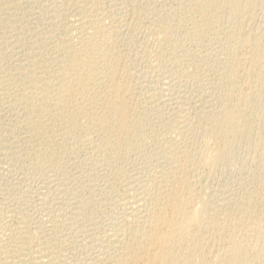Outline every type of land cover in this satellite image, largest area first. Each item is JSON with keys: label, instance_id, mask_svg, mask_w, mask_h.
<instances>
[{"label": "bare ground", "instance_id": "6f19581e", "mask_svg": "<svg viewBox=\"0 0 264 264\" xmlns=\"http://www.w3.org/2000/svg\"><path fill=\"white\" fill-rule=\"evenodd\" d=\"M15 1L16 0H4V2H2V3L5 4V2H6L7 5L5 6V8L3 7L4 9H1V6H0V36H1V38H0V92L3 90V87H5V85H8L10 82L9 86L11 89L9 90V92H7L8 96H5V97L8 98L7 100L10 102V106H14L15 107L14 110L17 111L15 113V115L12 113L13 114L12 115L13 118L11 117L12 121L10 120V118L8 119L11 121L9 123V127L11 129L6 128L10 132V135L8 134L9 135L8 136L6 134L7 137L5 138V139L8 138V143L7 144L5 143L6 145L4 144L5 148L2 147L3 146V143L1 141L2 138H0V141H1L0 143H2V144H0L1 145L0 148L1 149L4 148L3 150H1V149L0 150L2 152L9 151V150H13V151L19 150L17 152V153H19L20 149L22 148L20 146L21 141L24 140L26 145H24V143H23V145L26 146L25 147L26 150H23L24 147L22 148L21 152L24 151L23 152L24 154L22 153L23 158L20 156V159L21 158L26 159V156H27L28 160H30L31 162L32 161L34 162V164H32V165L36 166L33 170L37 171L36 170V168H37L38 171L41 170L43 172L42 174H44L45 171L47 172V170L50 171L52 169V171H53L55 169V167L59 168L61 166H65V165L61 164L63 162H60V160L63 159V156L67 152L66 149L64 148L65 147L64 145L67 141L71 142L72 140L73 141L78 140L77 143H79V141H80L81 144L83 143V144L87 145L88 143H90L89 146L92 144L90 146V149L87 145L89 152L91 150L96 151L95 154L97 156H99L102 161H104L102 163V165L104 164V166H105V163H106V165H107L106 167H109L115 176L118 175L119 178H121L120 176L123 175V173H122V168L118 166V159L124 153L129 152L131 150V148L133 150V147H135L136 145L130 146L132 143H134L136 140L138 142L139 139L142 137H144V139H145V137H146L145 134H149V133H146L147 130L145 131V128H147L146 125L149 123V122H147V124L145 123V121H146V119H145L146 115H144L145 110L143 111L141 109L142 108V106H141L142 103H140L141 100L139 99L137 101L138 96H137V94H135V88L136 87L134 88V86H133V83H135V82L131 83L132 81H130L129 80L130 78H128V77H131V75H132L131 74L129 76V73L133 72V71L131 72L129 70V68H130L129 66H131V64L128 66V63L126 62L128 60L125 58V55L123 53L124 51L122 52L121 49L119 47H117V45L120 46V44H118V43L116 44V42H119V41L114 40L115 38L113 39V36L115 34H118L116 32H120L118 30L119 28H117L118 27L117 25H122V24L121 23L116 24L115 19H114L115 22L113 21V16H116V15H112V20L109 19V15L106 14V12L109 8L107 7L106 11L104 10L105 8H102V5L104 3L101 4V1H103V0H86V1H83V0L82 1L81 0H79V1L78 0H55V2L58 3L57 8H59V9L52 12L53 14H52V16H50V17H52L54 22H52L53 20L52 21L50 20L52 22V24H50V23L46 24L45 23L46 26H44L42 22H38L39 23L38 25H40L42 23V25L44 26L42 28V30H43L42 33L38 34L39 31L37 33L35 31L36 34L33 32L35 35L32 34L33 36H31L29 38V37H27V35L29 33V30H31V28H33V26L31 25V28L30 29L28 28V33H27L26 37H24L25 34L23 32H25V31L27 32V27L25 26V28H26L25 31H23L24 29H21V27H23V25H25L26 23L23 24L21 27H19V30L20 31L22 30L23 32H20L17 28V25L20 26L21 25L20 23H22L21 21H23L24 19L23 20L20 19L21 21L17 20L18 22H20V23H18L16 21V16H14V14H17V13H14L12 15H10V14L7 15L10 10L16 9V8L18 9V6H19L18 4L22 3V1L19 3L20 0H18V1H16L18 4H16ZM35 1L39 2V0H35ZM115 1L116 0H113L114 3H115ZM119 1L120 0H118V2ZM184 1L185 0H183V2ZM253 1L254 0H191V2L189 1V3H190L189 7L188 8L186 7L187 8V10L185 12L186 16H184L185 14H183V17H182V19L184 17H186V19H187L186 22H188V24L190 25V27H189L190 30L187 29V30H189L190 39H197V38H201L200 36H202L204 33L206 34L208 32V30L210 31L213 27L216 26L218 15L221 13L220 11H222L223 9H227L232 14L231 15L232 20L230 19L231 23L228 26L229 29H231V31L228 29L230 31L229 32L230 34L228 35V37L229 36L232 37V43H230L231 44L230 46L232 48L230 47L231 49L228 50L227 57L225 56L226 57L225 63H221V64L225 65L224 67L222 66L223 69L221 70V77H219L220 79L222 78L221 79L222 81L221 82L219 81L222 85L219 86L216 82V84L220 87L219 88V92H220L219 95L220 96L217 95V96H219V100H220V102L217 101V102H219L218 103L219 107H218V109L216 108V111H214V110H213L214 112L211 111L212 113H209V110H208L209 114L206 112V110L203 109L205 112L203 114L201 113L203 116L201 115V118L198 119V120L201 119L200 120L201 123L199 122L200 124L195 120L196 123H198L202 127V131L199 132L200 135L198 134L199 136L194 135V129H192V131L190 129H188V130H190L192 132L191 135H192V137H194L192 140H194L197 144L201 140L204 144L203 139L204 138L206 139L205 142H207V145H204V146H206L204 148L205 152L202 150V153H204L203 154L204 156H202V154H200L198 160L195 156L194 157L196 158L195 160L198 161L197 163L199 165L204 163V162L207 165V161H208V163L210 162L211 165L209 163L208 165H210V166L207 165L208 168H210L211 166L212 167H216L218 165L220 166L221 164L225 163L228 160V158L230 157L231 151L233 150L232 149L233 145L237 144V143L248 144L247 146L250 147L249 148L250 151L253 152V154L255 156L259 151H261L262 154L260 153L261 155H257V158H256V160L257 159L260 160V166L259 167L262 166L260 168L261 170L257 167L259 170H256V172L253 170L255 173L252 172V173H254L252 175V178L249 177L251 179L250 183L247 180L248 183L250 184V185H248L249 189L251 186L250 191L249 192L245 191L247 193L242 198V200L240 199L241 201H239V202L237 201L236 203L233 204L232 207L228 208L227 210H224L225 212L222 211L221 207H219V209H217L218 204H217V208H215L216 205L214 207H212V203L207 201L202 196L201 191H203V190L199 191V189L202 187L200 182H198V185L200 184V188L197 189L196 186H198V185L195 183L196 180L194 181V179H196L195 176H197V175H195L193 177V173L191 172V169H192V171L194 170L192 167V165H193L192 163L195 161L194 157L192 155H194L196 151L193 154L192 153L193 151L189 150V149H191L189 146H188L189 148L187 146L181 147L182 150L179 148L180 150L177 151L178 146L175 145L176 143L173 142L174 144L173 143L171 144V143H169L170 141H168L169 145L167 146V148L170 145L171 146L175 145L177 147V148H175L176 150L175 149L173 150L170 147L171 152H170V150L167 151V153L170 152L169 156L172 155L175 159L172 157V159H174L173 161H172V159L168 160L170 157L165 155L168 158L167 161H170L169 162L170 164L173 162V164L171 166L169 164L168 165L169 167H167L168 169L166 171H164L161 175L158 176L156 174L155 176H158V177H155V179L152 178L153 179L152 182L148 181L150 183V184L148 183L149 186L147 185L148 186V192H147V189L145 190L147 193V195H146L147 198L145 196V199H144L143 198L144 196L140 194L141 196H143L142 201H144V202H143V204H141L140 200H139V206H137L139 209L136 208L138 214L133 216L134 219H137V221H136L137 224L135 226L134 225H131V226L121 225L119 228L116 227L118 229H115V231L112 230V233H110V234L107 233V236H110V237L106 236L107 239L109 238L108 240L105 239L108 241L107 244L105 245V242H102V244L100 243V245H97V246L95 245L96 249L99 246V250H97V251H99V253L101 252V254L98 256V258L96 257L97 259L92 260L91 258L88 257L91 254L89 255L88 252H86L88 254V255L86 254L87 257L89 259H91V261L89 262V260H88V262H87L85 260L87 263L81 262V264H264V131H263L264 129L260 128L261 124L264 123L263 122V120H264V35L262 34L263 35L262 36L260 33H259V35H261V36L254 34L255 30H252L251 32H249L250 30L248 29L249 30L248 31L245 28L246 20L244 18H242L239 14H237L238 12H241V13L245 12V10L248 8V6L250 7L253 4ZM23 2H25V1L23 0ZM41 2H42V0L37 4L39 5V4H41ZM50 2H51V4L53 3V6H57V4L54 5L55 4L54 1L53 2L50 1ZM151 2H152V0H151ZM2 3H0V5ZM30 3L33 5L32 2H30ZM45 3H47V1ZM48 3H49V1H48ZM48 3H47V5H48ZM260 3H262V0ZM4 4L2 6H4ZM43 5H45V4L43 3ZM43 5H41V6H43ZM119 5L121 6V4H118V6ZM185 5H187V3ZM185 5H181V7L185 6ZM45 6H43L42 8L44 9ZM53 6L50 5V7H53ZM29 7H31V5ZM34 7L36 8L37 6L35 5ZM260 7H261V5H260ZM53 8H55V7H53ZM112 8H114V7L111 6L110 9L112 10ZM25 9H28V6L25 7ZM32 9L33 8H31L30 10H32ZM39 9H41L40 5H39ZM43 9H41V10L43 11ZM46 9L48 10L49 8H45V10ZM116 9H119V8L115 7V9L113 11H115ZM21 10H22V4H21ZM53 10H51V11H53ZM120 10H122V9H119L116 11L118 12ZM24 11H26V10H23V12ZM168 11H169V9H168ZM184 11H185V8H184ZM12 12H19V11L17 10V11H12ZM28 12H27V14H25L26 13L25 12L23 15L27 16L31 12L34 15L35 14L38 15V13H34L33 11H31L30 13H28ZM21 13H22V11H21ZM44 13H46V12H44ZM110 13H111V11H110ZM124 13L118 14L117 16H119V15L123 16ZM145 13H147V12H145ZM39 14H41V13L39 12ZM115 14H117V13L115 12ZM23 15L21 14L22 17H23ZM45 15L47 16V13ZM45 15H44V17H45ZM7 16H9V17H7ZM21 16H20V18H21ZM60 16H62V18L65 17V18H63V19H65L63 21H66L65 22L66 25H62V26L60 25L59 26V24H63L64 22L63 23L58 22L59 23L58 26H57V24H55L58 21V19L60 18ZM34 17L36 18V15ZM38 17H40V16H38ZM41 17H43V15ZM41 17L38 19H33V20H35V24L37 21H39L41 19ZM121 17H120V19H121ZM167 17L169 19V15H167ZM162 18H164V17L162 16ZM171 18H173V17H171ZM17 19H18V17H17ZM118 19L119 18L117 17V20ZM122 19H124V18L122 17ZM140 19H141V17H140ZM157 19L159 20V18H157ZM160 19H161V17H160ZM30 20H31V17H30ZM42 20H43V18H42ZM156 20H154V21L156 23H158V21H156ZM47 21H48V19H47ZM159 21L161 23L163 20L162 21L159 20ZM164 21H166V20H164ZM164 21L162 22L161 25L159 23V25L157 24V26H156L158 28L157 29L158 32L161 35L160 37L164 36V37H162L163 40L161 38V41L166 40V38H165L167 36L166 34H169V33H167V32H170V30L168 31V29L172 25V24H168V21L167 22H164ZM31 23H34V22H31ZM117 23H118V21H117ZM38 25H37V27H38ZM257 25H259V24H257ZM56 26H57V28H56ZM263 26H264V24H263ZM186 27H187V25H186ZM53 28H56L58 33L52 34L51 32L53 31L52 30ZM153 28H154V26H153ZM247 28H249V27L247 26ZM16 29L19 33L17 35V38L13 39L12 37H15V36L12 35V37H11L9 35L8 31L12 32ZM250 29H252V28H250ZM33 30H36V29H32V31ZM116 30H118V31H116ZM154 30H155V28H154ZM157 30L155 33L153 31V34H156ZM259 32H260V30H259ZM53 33H55V32H53ZM262 33H264V32H262ZM51 34L53 36H50ZM156 35H158V33ZM156 35H155V37H156ZM118 36H120V34ZM169 37H170V35H169ZM153 38H154V36H153ZM158 39H160V38H158ZM168 39L172 40V38H168ZM168 42L171 43V41H169V40H168ZM158 45H159V43H158ZM162 45L160 43V46L163 49ZM173 48H175V46ZM173 48H171L170 50L173 51L172 50ZM158 49H160L159 46H158L157 50ZM175 49L177 50L178 48H175ZM227 49H229L228 46H227ZM176 50H174V51H176ZM9 51H10V53H12L11 51H16V54H14V55H16L18 57V59H17V62H18L17 67L18 68L14 73L13 69H15V68H13V67L17 63L11 64L12 61H10V60L12 58H10V60H8L9 59L8 58L7 61H10L11 66L14 65L12 67L13 68L12 72L14 74L12 76H6L5 77L4 76L5 70L3 69V65L5 62L3 63L4 59H3L2 55L4 56V53L7 54V53H9ZM161 51H160V53H161ZM171 51H170V53H171ZM224 51H227L226 48L224 49ZM177 52H179V51H177ZM13 53H15V52H13ZM166 53L169 54V52H166ZM225 53L223 52L222 54L225 55ZM162 55H160V56L162 57ZM169 55L171 56V54H169ZM172 55L179 56L175 52H172ZM126 56H127V54H126ZM5 57H8V56L5 55ZM128 59H129V57H128ZM187 59L188 58H185L186 62H188ZM128 62L130 63V61H128ZM151 63H152V61H151ZM181 63H183V62H181ZM221 64H219V65H221ZM11 66H9V67H11ZM130 69H132V68H130ZM218 70H220V69H218ZM185 72H186V70H185ZM7 77L8 78L11 77V79H10L11 81L7 80ZM174 77H176V76H174ZM156 79H155V81H156ZM136 83H135V86H137ZM155 84H157V83L155 82ZM152 87H153V84H152ZM6 89L7 88H5V92H3L4 94L7 91ZM8 89H9V87H8ZM156 91H158V90H156ZM197 91H198V89H197ZM1 94L2 93H0V96H1ZM4 94H3V96H4ZM160 94H161V92H160ZM208 94H206V95H208ZM140 95H139V98H140ZM147 95H150V94H147ZM206 95H204V97ZM215 95H216V93H215ZM211 96H213V95H211ZM165 97H167V96H165ZM1 98H3V97H1ZM138 102L140 104H138ZM6 105H8V104H6ZM144 105H145V103H144ZM203 105H205V104H203ZM6 109L8 110V107ZM203 110H200V111L203 112ZM1 112H3V111L1 110ZM157 113H159V112H157ZM205 113H207V114H205ZM7 114H8V111H7ZM0 116H1L0 117V123H2V121H3L2 118H6V116L3 117V113H1ZM10 116H11V113H10L9 117ZM152 118H154V117H152ZM177 119H179V118H177ZM181 120L182 119H180V121ZM147 121H149V120H147ZM171 122H173L172 124H175V125L174 126L171 125L169 127L173 126L172 128H174L177 125V123L175 122V120L171 121ZM180 123L181 122L178 123L179 127L183 124V121H182L181 125H179ZM185 123H187V122H185ZM196 123H195V125H197ZM192 124H193V122H192ZM184 125H182V127H184ZM263 125L264 124H262V126ZM147 126H149V124ZM187 126L185 128H187ZM190 126H191V123H190L189 127ZM200 126H199V128L201 129ZM192 127L196 128V126L195 127L192 126ZM192 127H190V128H192ZM3 128H5V127H3ZM176 128H175V130H176ZM178 128H177V130H178ZM180 129L182 131V128H180ZM22 130H23V133L21 132ZM172 130H174V129H172ZM175 130H174V132L177 133L176 132L177 130L176 131ZM196 130H198V129H196ZM1 131H0V133H1ZM149 131H152L151 133H154L153 130H151V127H150ZM20 132L24 135V137L21 136L22 134ZM178 132H180V131H178ZM182 132H180L179 134L177 133L176 136L177 135L179 136ZM185 132H183V133H185ZM2 133H3V131H2ZM196 133H197V131L195 132V134ZM252 133L255 135V139H253L254 136H253V138H251L250 135ZM182 135L184 136V134H181V136ZM181 136H179V137H181ZM185 136H186V134H185ZM185 136H184V138L182 137L183 140H185ZM250 138L253 140H251ZM64 139H66V140L68 139V140L63 142ZM189 140L192 141L191 137L188 139V141ZM145 141H146V139H145ZM176 141H177V139H176ZM6 142H7V140H6ZM62 142L64 143V145L62 144L64 147L61 145ZM178 142H179V140H178ZM195 142H193V143H195ZM196 143H195V146H196ZM67 144L69 145V142ZM166 145H164V146H166ZM177 145H178V143H177ZM192 145H194V144H191V147H192ZM59 146L61 147V150H62V148L65 149V151H64L65 153L62 154L61 151L60 152L58 151V149H60ZM78 146L80 147V145H78ZM82 146L85 147V145H82ZM180 146L181 145H179V147ZM201 146L202 145H200L199 147H201ZM84 147H82V148H84ZM173 147L174 146H172V148ZM199 147H196L195 149L197 150V148H199ZM202 148H203V146H202ZM88 149H86V150H88ZM166 149H164V150H166ZM63 150H62V152H63ZM198 150H200V149H198ZM1 151H0V153H2ZM68 151L70 152V150H68ZM9 152H6V153H9ZM91 152H90V154H91ZM12 153L14 154V152H12ZM95 154H94V156H95ZM196 154H198V151L196 152ZM250 154L251 153H249V155ZM2 155L4 156V153L0 154V156H2ZM9 155L10 154H8V155L5 154V156L6 157L8 156V158H14L17 154L15 153V156L10 155L11 157H9ZM91 155H93V154H91ZM17 157L18 156H16V158ZM156 157H158V156H156ZM8 158H6V161L12 160V159H8ZM161 158H163V157H161ZM97 159H99V158H97ZM101 160L99 159V161L98 160L93 161V159H92L91 164L92 163L94 165H96L98 163L101 164ZM163 160H165V159H163ZM6 161H4V162H6ZM16 161H17V159H16ZM18 161H20V160H18ZM26 161L27 160H25V162ZM116 161H117V163H116ZM17 162L15 164H18ZM21 162H22L21 164L23 165V160H21ZM59 162L61 165L59 164ZM7 163H5V164H7ZM2 164H4V163H2ZM27 164H26V168L28 167ZM57 164H59L60 166L57 167ZM64 164H66V163L64 162ZM12 165H13V163H12ZM67 165H69V164H67ZM195 165H193V166H195ZM206 165L204 166L205 168L207 167ZM23 166L25 167V165H23ZM23 166H22V168H23ZM66 166H65V168L63 167L64 170L67 168ZM98 166H100V165L98 164ZM98 166H97V168H98ZM101 166H100V168L102 169ZM195 167L197 168V166H195ZM200 167H202V166H200ZM200 167L197 168V170L199 169V171H201ZM2 168H4V167H2ZM6 168L8 170L9 167H6ZM22 168L17 167V169H21V172L24 169V168L23 169ZM63 168L61 167L60 169L62 170ZM165 168H166V166H165ZM165 168H163V169H165ZM68 169L70 170V166L68 167ZM64 170H62V175L64 174L63 173ZM10 171H12V169L11 170L9 169L8 172H10ZM17 171L19 172V170H17ZM108 171H109V169H108ZM8 172H7V175H8ZM30 172L33 173V171H30ZM56 172H57V170H56ZM48 173H47V175H48ZM65 173H66V171H65ZM67 173H69V172H67ZM67 173H66V175H67ZM106 173H105V176H106ZM198 173H200V172H198ZM16 174L17 173H15V175ZM21 174H22V178H23V174L25 177V172L21 173ZM28 174H30V173H28ZM32 175L33 174H31L30 176L32 177ZM70 175H72L71 172H70ZM29 177H28V179H29ZM112 177H113V175H112ZM197 177L199 179V174ZM119 178L117 177V180H116L113 177L112 180H113V182H116V181H118ZM123 178L131 180L130 176H127V175H125V177H123ZM1 179H0V182H1ZM25 179H27V178H25ZM25 179H23V181ZM74 179H76V178H74ZM13 180H14V178H13ZM89 180L92 181L91 177H90V179H88V181ZM120 180H122V178ZM123 180H122V182H123ZM20 181L22 182V180H19V182ZM93 181H94V179H93ZM207 181H208V179H207ZM52 182H53V179H52ZM52 182H50V184ZM86 182H87V180H86ZM107 182H108V180H107ZM9 183L11 184V182H9ZM109 183H111V182H109ZM119 183H120V181H119ZM44 184H45L44 186L46 187V183H44ZM128 184L131 185V183H128ZM20 185H21V183H20ZM20 185H17V186H20ZM56 185L59 186V184H56ZM107 185H109V184H107ZM126 185H127V183H126ZM28 186H29V183H28ZM65 186H67V185L65 184ZM87 186H89V185H87ZM9 187H10V185H9ZM35 187H36V185H35ZM90 187H91V184H90ZM92 187H94V186H92ZM49 188H51V187H49ZM49 188H48V191H49V194L51 195V193H50L51 189H49ZM128 188H129V186H128ZM131 188H133V187H131ZM144 188H145V186H144ZM56 189L55 188L53 189L55 191V193H52V194H56L59 192L58 190H60V189H58L57 192H56ZM17 190H18V188H17ZM45 190H43V191H45ZM66 190L67 189H65V191ZM70 190H72V188ZM111 190H112V188H111ZM133 190H132V192H134ZM115 191H117V190H115ZM22 192H24V191H22ZM123 192H125V189L123 190ZM126 192H128V190ZM42 193H47V192H42ZM71 193L69 192V196ZM24 194H27V193H24ZM49 194H48V196H49ZM65 194L67 195L68 193L66 192ZM103 194H105V193H103ZM40 195H42V194H40ZM44 195L46 196L47 194H44ZM72 195H73V193H72ZM74 195H76L75 192H74ZM17 196H18V194H17ZM49 198H50V196H49ZM129 198H130V196H129ZM31 199H33V198H31ZM126 199L128 200V198H126ZM131 199H132V197H131ZM8 200H10V199H8ZM222 200H225V198ZM233 200L234 199H232L231 201H233ZM2 201L4 202V200H2ZM16 201H18V200H16ZM41 201H42V199H41ZM26 202H27V200H26ZM43 202H41V203H43ZM45 202H46V200H45ZM78 203L80 204V201ZM81 203H82V204H80L81 207H79L80 209L78 208L79 209L78 214L80 217L81 216H82V218L84 217L83 218L84 222L82 221V224L83 223L84 224L82 226H81V222H79V220L81 218L79 216H77L78 214L76 213L77 214L76 216L78 218H80L77 222L78 224L80 223V226L82 228L81 229L79 226V228L81 229L80 231L86 230L85 226H87V224L89 222L92 223L94 221L91 216H90V218H91L90 219L84 215L86 213L83 212L84 206H83V202H81ZM231 203H233V202H231ZM1 204H3V203H1ZM71 204H72V206L75 205L74 202ZM7 205L9 206V204H7ZM67 205H68V203H67ZM8 206L5 207L6 209H3V208L2 209L6 211ZM31 206H32V204H31ZM69 206H71V205H69ZM69 206H68V208H69ZM72 206H71V208H72ZM77 206L78 205L74 206V208H77ZM118 206H119V204H118ZM74 208H72V209L74 210ZM25 210H27V209H25ZM59 210H60V208H59ZM133 210L135 211L134 207H133ZM133 210H132V212H133ZM220 210L222 212H220ZM86 212H88V211H86ZM59 213H60V211H59ZM134 213L135 212H133V214ZM25 214H27V213H25ZM56 215L58 216V214H56ZM136 216H137V218H135ZM24 217H26V216H24ZM28 217L30 218V216H28ZM28 217H26V218H28ZM77 217L75 219H77ZM11 219H12V217H11ZM35 219H37V218H35ZM24 220H23V222H24ZM45 221H47V220H45ZM108 221H109V219H108ZM26 222L27 223H25V222L23 224L21 223L22 225L19 223L20 226L18 228H15L13 230H10V232H8L9 234H7L6 239H4V240L1 239V241H0V264H30L29 263L31 260L30 258L34 254L33 252H32L33 254L31 253L30 247H33V245L35 246L36 245L35 243L38 244V247L40 246L39 248H41L42 254H45V255H43V257H41L43 260L38 259L40 261H36L37 258L35 257L36 259H34V260L37 262L36 264H53V260H54L53 253H54V257L57 256V257H55L57 259H59L58 256H60V255L62 256V254H60V253H62L61 250L63 249V248L61 249V246L66 241L65 239H63L65 237L62 235L63 238L62 237H60V238H62L63 240L58 238V240L55 243L50 244L49 239H51V235H48V234L45 235L44 233L46 231L51 230V229L48 230L47 228H44L45 227L44 226L43 227L44 230L43 229L42 230L45 232H43L42 230H39V231H37L38 234H37V232L35 234H33V233H31V231L29 229V228H31V230H32V226L28 227V225H30V224H28V221H26ZM32 222H33V220H32ZM2 224H4V223H2ZM9 224H8V227H9ZM33 224H35V223H33ZM43 224L46 225V223H43ZM56 224H58L60 226V224L58 222ZM51 225L52 224H50V226ZM53 225H55V224H53ZM72 225L71 226L74 227L77 224L74 223ZM34 226L36 227V225H34ZM88 226H90V225H88ZM111 226H113V225H111ZM38 227H40L39 229H41V225H39ZM63 227L60 229L62 230ZM72 227L71 228L67 227V228L73 230ZM91 227H92V225H91ZM45 229H47V230H45ZM36 230H37V228H36ZM77 230H75V231H77ZM53 231H51V232H53ZM54 232L56 233V231H54ZM93 232H94V230H93ZM93 232L91 230V235L90 234H88V235L92 236ZM48 233H50V232H48ZM53 233H52V236L55 235V233L54 234ZM86 233H88V232H86ZM59 234H56V235H59ZM97 234H98V232H97ZM84 235H86V234H84ZM100 235H102V234H100ZM5 236H3V237H5ZM84 237L86 238L88 236L86 235ZM106 237H104V238H106ZM91 238H94V237H91ZM96 239H97V236H96ZM96 239L94 238L93 240H96ZM53 240H55V239H53ZM51 241H52V239H51ZM91 241H92V239H91ZM99 242L100 241H98V243ZM42 244L45 247H43ZM64 245H65V243H64ZM48 248L49 249L50 248L55 249V252L50 253ZM39 251H40V249L37 252H39ZM52 251H54V250H52ZM37 254H41V253H37ZM93 257H95L94 254H93L92 258ZM38 258H40V257H38ZM52 258H53V260H52ZM31 261H33V260H31ZM55 261L57 262L58 260H55ZM59 261H62V260H59ZM56 262H54V263H56Z\"/></svg>", "mask_w": 264, "mask_h": 264}, {"label": "rangeland", "instance_id": "374dc122", "mask_svg": "<svg viewBox=\"0 0 264 264\" xmlns=\"http://www.w3.org/2000/svg\"><path fill=\"white\" fill-rule=\"evenodd\" d=\"M16 1H18V0H16ZM15 1V3L16 4H18L17 2ZM22 1V3H20ZM25 2H23V0H20L19 1V3L20 4H18L19 6H18V9L16 8V9H12V10H10L9 11V13L7 14V15H12V14H14V13H17V14H14V16H16V21L17 20H19V21H21V20H23V21H21L22 23H20V22H18V23H20L21 25L20 26H18L17 25V28H18V30H19V27H21L23 24H25V25H23V27H21V29H24L23 31H25V26L27 27V32L25 31V32H23L22 30L20 31V32H23L25 35H24V37H26V35H27V33H28V28L30 29L31 28V25L33 26V28H31V30H29V33H28V35H27V37H31V36H33L32 34H34L35 33V31H36V33L38 32V34H41L42 33V28L44 27V26H46V24H52V22H54V20L52 19V17H50V16H52V12H54L55 10H57V9H59V8H57L58 7V3L57 2H55V0H42V2H41V4H39L40 5V8L41 9H43L42 7L43 6H45L44 7V9H43V11L41 10V9H39V5L37 4V3H39L41 0H39V2L37 1H35V0H24ZM29 1V2H28ZM34 1V2H33ZM47 1V3H48V1H49V3H48V5H47V3H45ZM50 1H54V5H56L57 4V6H53V3L51 4V2ZM79 1V0H78ZM82 1V0H81ZM83 1H86V0H83ZM104 1V0H103ZM103 1H101V4H103L102 5V8H105L104 10L106 11L107 10V7L110 9L111 8V6L112 7H114V8H112V10L110 9H108L107 10V12H106V14H108L109 15V19L110 20H112V15H116V16H113V21L115 22V20H116V24H122V25H117L118 27L117 28H119L118 30L121 32H116V33H118V34H115L114 36H113V39L114 40H116V41H119V42H116V44L118 43V44H120V46L119 45H117V47H119L120 49H121V51L124 53V55H125V58L128 60V61H130V63L128 62V61H126L127 63H128V66L131 64V66H129L130 68H132V69H130L129 68V70L132 72V73H129V76L131 75V77H128V78H130L129 80L130 81H132L131 83H133V82H137L136 84H137V86L139 87H137V86H135V83H133V86H134V88H135V94H137V96H138V98H137V101L140 99L141 101H140V103H142V110L144 111V115H146L145 116V119H146V121H145V123L147 124V122H149L148 124H149V126H147L146 124V127L147 128H145V131H146V133H149V134H145L146 135V137L148 138H146L145 137V139H146V141H145V139H144V137H142V138H140L139 139V141L137 142V140L134 142V143H132L130 146H135V147H133V150H132V148H131V150L129 151V152H127V153H124L119 159H118V166L119 167H121L122 168V173H123V175H121L120 177L122 178V180L124 179L123 177H125V175H127V176H130V178H131V180L129 181L128 179H124L123 180V182H122V180H120L121 178H119V176L117 175V176H115L114 175V173L110 170V168L109 167H106L107 165H106V163H105V166H104V164L102 165V163L104 162V161H102L101 160V158L99 157V156H97L96 154H95V152L96 151H90L91 152V154H93V155H91L90 154V152H89V149H90V146L92 145H90L89 146V144L90 143H88L87 145H88V147H89V149H88V147H87V145L86 144H81L80 143V141H79V143H77L78 142V140H72L71 142L70 141H67L66 139H64L63 140V142L64 141H67L66 143H65V145H64V143L62 142L61 143V145L66 149V153L64 152L65 151V149L64 148H62V150H63V152H62V150H61V147L59 146V148L60 149H58V151L60 152L61 151V153L63 154V153H65V157L63 156V161L62 160H60V162H63V163H61L62 165H67V164H69V165H67L66 167V169L64 170V168H65V166H61L63 169L62 170H64L63 171V175H62V170L60 169L61 167H59L61 164H60V162H59V164H57V167H59V168H56L55 167V169L52 171V169L50 170V171H48L47 170V172L45 171V173L44 174H42L43 172L41 171V170H39L38 171V169L36 168V170L38 171H35V170H33L36 166L35 165H32V164H34V162L32 163L30 160H28V157L26 156V159H22L23 157H22V153L24 152H21L22 151V148H23V150H26L25 149V147L26 146H24V145H26V143H25V141L23 140V141H21V144H20V146L22 147H20L19 149H20V154L19 153H17L19 150H9V151H4V152H2L1 150H3L5 147H4V144L6 143H8V138L7 139H5L6 137H7V135L9 134L10 135V132H9V130H7V129H9L10 127H9V123L12 121V115L14 114L15 115V113L17 112L16 110H14L15 109V107L14 106H10V102L7 100L8 98L7 97H5V96H8V93L7 92H9V90L11 89L10 88V82H9V84L8 85H5V87H3V90L0 92V93H2L1 94V96H0V112H1V110L3 111V112H1V113H3V117L4 116H6V118H2L3 119V121H2V123H0V131L2 130L3 131V133H2V131H1V133H0V138H2V143H3V146L2 147H4L3 149H1L0 151L2 152V153H0V154H3L4 153V156H5V154H10L11 156L12 155H14L15 156V153L17 154L16 156H18L17 158H16V156L14 157V158H8V156L6 157V158H8V159H12L11 161L9 160H7L6 161V158L2 155V156H0V179H1V182H0V204L1 203H3V204H1L0 205V241H1V239L2 240H4V239H6V237H7V234H9L8 232H10V230H13V229H15V228H18L19 226H20V224L22 223H27L26 221H28V224H30V225H28V227L29 226H32V230H31V228H29L30 229V231H31V233H33V234H35L37 231H39V230H44V228H47L48 230L49 229H51V230H49V231H43V232H45L44 234L45 235H51V239H52V241H51V239H49L50 241V244L52 243H55L57 240H58V238L59 239H61V240H63V239H65L64 241V243H65V245H64V243H63V245L61 246V251H62V253H60V254H62V256L60 255V256H58L59 257V259H57V258H55V257H57V256H55L54 257V253H53V258H54V260H53V258H52V260H53V264H81V262L82 263H85L86 261L88 262V260H89V262L91 261V259L93 260V259H97L98 258V256L101 254V252L99 253V251H97V250H99V246H98V248L96 249V246L97 245H100V243L102 244V242H105V245L107 244V240L109 239H107V237H110V236H107V233L108 234H110V233H112V230H114L115 231V229H118L121 225H125V226H131V225H136L137 223H136V221H137V219H134L133 218V216L134 215H137L138 213H137V209H139L137 206H139V200H140V203L141 204H143V202L144 201H142L143 200V198L145 199V196L147 195V193H146V189H147V192H148V186H149V182L151 181H153V179H155V177H158L159 175H161L164 171H166L168 168L167 167H169L168 165L170 164L169 162L170 161H167V157L166 156H168V157H170L168 160H170V159H172V155H170L169 156V154H170V152H171V149H175V148H177L176 146H178V148H177V151H179L180 149L182 150V148L181 147H184V146H189L191 149H189V150H192L193 152V154H194V152L196 151H198V154H196V152H195V154L194 155H192L193 157L195 156L196 158H197V160H198V158H199V155L200 154H202V156H204L203 154L204 153H202V150L205 152V150H204V148L206 147V146H204V145H207V142H205V138L203 139V141H204V144H203V142H202V140L197 144L194 140H192L194 137H192V135H191V131H192V129H194V135L195 136H199L200 135V133L199 132H201L202 131V127L199 125L200 123H201V119L200 120H198L199 118H201V115L205 112L204 110H206V112L208 113V110H209V113H212V112H214V111H216V108L218 109V107H219V102H220V100H219V94H220V92H219V86H221L222 84L220 83L222 80V78L220 79L219 77H221V70L223 69V67L225 66L224 64H221V63H225V61H226V57H227V52H228V50H230L232 47L230 46L231 44L230 43H232V37L231 36H229L228 37V35L230 34L229 32L231 31V29H229V25H230V23H231V20H232V18H231V12H229L227 9H223L222 11H220L221 13L218 15V19H217V23H216V26L215 27H213L210 31L208 30V32L205 34H203L202 36H200L201 38H197V39H190V35H189V30H190V25L188 24V22H186L187 21V19H186V17H184L183 19H182V17H183V14H185V12H186V10H187V8L189 7V5H190V3H189V1L191 2V0H185L184 2H183V0H152V2H151V0H120L119 2H118V0H116L115 1V3L113 2V0L111 1V0H105L104 2ZM107 1V2H106ZM111 1V2H110ZM129 1V2H128ZM187 1V2H186ZM261 2V0H254L253 1V4L249 7L248 6V8L245 10V12H238L237 14H239L242 18H244L245 20H246V22H245V28L249 31V32H251L252 30H255V32H254V34H257V35H259V33L262 35H264V33H262V32H264V26H263V24H264V0H262V3H260ZM2 2H4V0H0V3H2ZM28 2V3H27ZM30 2H32L33 3V5L35 6H37L36 8L30 3ZM155 2V3H154ZM184 4H183V3ZM8 3V2H7ZM30 3V4H29ZM35 3V4H34ZM43 3L45 4V5H43ZM187 3V5H185ZM255 3V4H254ZM258 3V4H257ZM4 3H2L0 6H1V9H4L5 8V6L7 5L6 4V2H5V4H4V6H2ZM9 4V3H8ZM21 4H22V10H21ZM52 5L53 7H55V8H53V7H50V5ZM118 4H121V6L119 7L118 6ZM257 4V5H256ZM27 7L28 6V9H25V7ZM31 5V7H29ZM41 5H43V6H41ZM111 5V6H110ZM117 5V6H116ZM181 5H185V6H182L181 7ZM255 5V6H254ZM260 5H261V7H260ZM33 6V7H32ZM49 6V7H48ZM133 6V7H132ZM257 6V7H256ZM259 6V7H258ZM4 7V8H3ZM115 7L116 8H119V9H122V10H120V11H116V10H119V9H116L115 11H113L114 9H115ZM123 7V8H122ZM187 7V8H186ZM255 7V8H254ZM31 8H33L32 10H30ZM38 8V9H37ZM45 8H49L48 10L46 9L45 10ZM134 8V9H133ZM174 8V9H173ZM184 8H185V11H184ZM20 9V10H19ZM37 9V10H36ZM54 9V10H53ZM168 9H169V11H168ZM172 9V10H171ZM19 11V12H12V11ZM23 10H26V11H24L23 12ZM35 10V11H34ZM45 10V11H44ZM51 10H53V11H51ZM137 10V11H136ZM182 10V11H181ZM21 11H22V13H21ZM29 11V12H28ZM31 11H33L34 13H38V15L37 14H35L36 15V18L34 17L35 15L31 12ZM37 11V12H36ZM51 13H50V12ZM109 11V12H108ZM110 11H111V13H110ZM134 11V12H133ZM161 11V12H160ZM26 12V13H25ZM27 12L28 13H30V14H28L27 16L26 15H23L24 13L25 14H27ZM39 12L43 15V17H41L42 15L41 14H39ZM43 12V13H42ZM44 12H46L47 13V16L45 15L46 13H44ZM51 14H49V13ZM115 12L117 13V14H115ZM125 12V13H124ZM142 12V13H141ZM145 12H147V13H145ZM180 12V13H179ZM114 13V14H113ZM124 13V15L122 16V15H119V16H117L118 14H123ZM135 13V14H134ZM155 13V14H154ZM21 14L23 15V17L21 16ZM49 14V15H48ZM155 16H154V15ZM163 14V15H162ZM179 14V15H178ZM21 16V18H20V16ZM44 15H45V17H44ZM148 15V16H147ZM159 15V16H158ZM167 15H169V19H168V17H167ZM182 15V16H181ZM31 17V20H30V17ZM33 16V17H32ZM38 16H40L41 17V19L39 20V21H37L36 22V24H35V20H33V19H38V18H40V17H38ZM124 18V19H122V17ZM162 16L164 17V18H162ZM184 16H186V14L184 15ZM7 17H9V16H7ZM17 17H18V19H17ZM27 17V18H26ZM49 17V18H48ZM117 17L119 18L118 20H117ZM120 17H121V19H120ZM140 17H141V19H140ZM155 17V18H154ZM160 17H161V19H160ZM171 17H173V18H171ZM181 17V18H180ZM42 18H43V20L45 21H43L42 20ZM63 18H65V17H63ZM62 18V16H60V18L58 19V21L55 23V24H57V26H58V24L61 22V23H63V24H59V26L61 25H66L65 24V22L66 21H63V20H65V19H63ZM138 18V19H137ZM157 18H159V20H166V21H164V22H167L168 20V24H172L170 27H169V29H168V31L170 30V32H167V33H169V34H166L167 36L165 37L166 38V40H164V41H161V38L162 37H164V36H162V37H160L161 35H160V33L158 32V28L156 27L157 26V24L159 25V23H160V21L157 19ZM167 18V19H166ZM21 19V20H20ZM26 19V20H25ZM28 19V20H27ZM47 19H48V21H47ZM115 19V20H114ZM157 19V20H156ZM231 19V20H230ZM52 22H51V21ZM60 20V21H59ZM62 20V21H61ZM120 20V21H119ZM153 20V21H152ZM154 20H156V21H158V23H156ZM230 20V21H229ZM28 21V22H27ZM117 21H118V23H117ZM142 21V22H141ZM162 21V22H163ZM172 21V22H171ZM31 22H34V23H31ZM38 22H42L43 23V25H42V23L40 24V25H38L39 23ZM59 22V23H58ZM153 22V23H152ZM162 22L160 23V25L162 24ZM175 22V23H174ZM180 22V23H179ZM17 23V24H18ZM28 23V24H27ZM46 23V24H45ZM140 23V24H139ZM35 24V25H34ZM174 24V25H173ZM227 24V25H226ZM257 24H259V25H257ZM37 25H38V27H37ZM179 25V26H178ZM186 25H187V27H186ZM57 26H56V28H57ZM120 26V27H119ZM132 26V27H131ZM153 26H154V28H155V30H154V28H153ZM173 26V27H172ZM247 26L249 27V28H247ZM252 26V27H251ZM262 26V27H261ZM41 29H40V28ZM41 30H39V29ZM56 28H53L52 30V34H56V33H58V31H57V29ZM151 28V29H150ZM171 28V29H170ZM250 28H252V29H250ZM255 28V29H254ZM260 28V29H259ZM32 29H36V30H33L32 31ZM38 29V30H37ZM187 29H189V30H187ZM230 31H229V30ZM56 30V31H55ZM118 30H116V31H118ZM156 30H157V33H158V35H156V34H153V31H154V33L156 32ZM259 30H260V32H259ZM262 30V31H261ZM31 31V32H30ZM9 32V35L12 37V35L13 36H15V37H12L13 39H16L17 38V35H18V31H17V29L16 30H14V31H12V32H10V31H8ZM15 32V33H14ZM34 32V33H33ZM53 32H55V33H53ZM60 32V31H59ZM35 33V34H36ZM137 33V34H136ZM15 34V35H14ZM34 34V35H35ZM50 35V36H53V35ZM120 34V36H118ZM155 35H156V37H155ZM169 35H170V37H169ZM261 35H259V36H261ZM262 35V36H263ZM9 36V37H10ZM130 36V37H129ZM135 36V37H134ZM153 36H154V38H153ZM158 36V37H157ZM121 37V38H120ZM172 38V40L171 39H168V38ZM0 38H1V36H0ZM117 38V39H116ZM119 38V39H118ZM158 38H160V39H158ZM128 41H127V40ZM113 40V41H114ZM131 40V41H130ZM162 40H163V38H162ZM168 40L169 41H171V43L170 42H168ZM175 40V41H174ZM9 41V40H8ZM121 41V42H120ZM166 41V42H165ZM174 43H173V42ZM165 42V43H164ZM158 43H159V45H158ZM160 43H161V45H162V47H163V49L161 48V46H160ZM168 43V44H167ZM174 45H173V44ZM123 44V45H122ZM177 44V45H176ZM122 45V46H121ZM153 45V46H152ZM170 45V46H169ZM158 46H159V48L162 50H160V49H158L157 50V48H158ZM169 46V47H168ZM175 46V48H178L177 50L175 49V48H173ZM227 46H228V48L229 49H227ZM122 47V48H121ZM152 47V48H151ZM156 47V48H155ZM231 47V48H230ZM165 48V49H164ZM171 48H173L172 50L173 51H171L170 49ZM226 48V50L227 51H224V49ZM119 49V50H120ZM174 50H176V51H174ZM156 51V52H155ZM160 51H161V53H160ZM170 51H171V53H170ZM177 51H179V52H177ZM12 53L13 52H15V53H10V51H9V53H7V54H5L4 53V56L2 55V57H3V59H4V61H3V63H4V65H3V69L5 70V74H4V76L6 77V76H12L14 73H15V71L17 70V66H18V62H17V59H18V57L16 56V55H14V54H16V51H11ZM164 52V53H163ZM166 52H169V54H171V56L169 55V54H167ZM172 52H175L177 55H179V56H176V55H172ZM225 53V55L224 54H222V53ZM179 53V54H178ZM11 54V55H10ZM126 54H127V56H126ZM163 54V55H162ZM165 54V55H164ZM5 55L6 56H8V57H5ZM160 55H162V57L160 56ZM219 55V56H218ZM167 56V57H166ZM173 56V57H172ZM226 56V57H225ZM15 57V58H14ZM128 57H129V59H128ZM9 58V59H8ZM10 58H12L11 60H10ZM162 58V59H161ZM185 58H188L187 59V61L188 62H186V60H185ZM220 58V59H219ZM7 59L8 60H10V61H12V63L11 64H16L15 66L14 65H12L11 66V64H10V61H7ZM180 59V60H179ZM14 61V62H13ZM134 61V62H133ZM151 61H152V63H151ZM9 62V63H8ZM137 62V63H136ZM149 62V63H148ZM163 62V63H162ZM181 62H183V63H181ZM2 63V64H3ZM8 63V64H7ZM187 63V64H186ZM10 64V65H9ZM148 64V65H147ZM219 64H221V65H219ZM217 65V66H216ZM9 66H11V67H9ZM14 66V67H13ZM158 66V67H157ZM223 66V67H222ZM9 69H8V68ZM15 68V69H13V68ZM198 67V68H197ZM222 67V68H221ZM6 68V69H5ZM185 68V69H184ZM12 69H13V72H12ZM145 69V70H144ZM218 69H220V70H218ZM8 70V71H7ZM10 70V71H9ZM185 70H186V72H185ZM150 71V72H149ZM154 71V72H153ZM160 71V72H159ZM197 71V72H196ZM220 73H219V72ZM8 72V73H7ZM166 72V73H165ZM169 72V73H168ZM218 72V73H217ZM11 73V74H10ZM146 73V74H145ZM154 73V74H153ZM7 74V75H6ZM10 74V75H9ZM150 74V75H149ZM179 74V75H178ZM149 75V76H148ZM172 75V76H171ZM219 75V76H218ZM3 76V75H2ZM3 76V77H4ZM158 76V77H157ZM174 76H176V77H174ZM157 78V79H156ZM169 78V79H168ZM11 79V77H7V80H9V81H11L10 80ZM14 79V78H13ZM155 79H156V81H155ZM219 79V80H218ZM160 81V82H159ZM212 81V82H211ZM220 81V82H219ZM153 82V83H152ZM155 82L157 83V84H155ZM209 82V83H208ZM216 82H217V84L219 85H217L216 84ZM149 83V84H148ZM183 83V84H182ZM152 84H153V87H152ZM160 84V85H159ZM164 84V85H163ZM173 84V85H172ZM176 87H175V86ZM180 85V86H179ZM148 88H147V87ZM211 86V87H210ZM215 86V87H214ZM8 87H9V89H8ZM157 87V88H156ZM160 87V88H159ZM173 87V88H172ZM5 88H7L6 90V95L3 93V92H5ZM166 88V89H165ZM201 88V89H200ZM138 89V90H137ZM154 89V90H153ZM175 89V90H174ZM197 89H198V91H197ZM146 90V91H145ZM149 90V91H148ZM156 90H158V91H156ZM196 90V91H195ZM215 90V91H214ZM143 91V92H142ZM202 91V92H201ZM219 93H218V92ZM151 92V93H150ZM160 92H161V94H160ZM197 92V93H196ZM216 93V95H215V93ZM141 95H140V94ZM157 93V94H156ZM177 93V94H176ZM180 93V94H179ZM191 93V94H190ZM209 93V94H208ZM3 94H4V96H3ZM140 95V98H139V95ZM147 94H150V95H147ZM166 94V95H165ZM172 94V95H171ZM206 94H208V95H206ZM146 95V96H145ZM155 97H154V96ZM164 97H162V96ZM204 95H206L205 97H204ZM211 95H213V96H211ZM217 95H219V96H217ZM165 96H167V97H165ZM170 96V97H169ZM210 96V97H209ZM216 96V97H215ZM1 97H3V98H1ZM142 97V98H141ZM152 97V98H151ZM200 98V99H199ZM211 98V99H210ZM215 98V99H214ZM218 98V99H217ZM167 99V100H166ZM174 99V100H173ZM192 99V100H191ZM217 99V100H216ZM145 100V101H144ZM171 100V101H170ZM176 100V101H175ZM201 102H200V101ZM208 100V101H207ZM5 101V102H4ZM7 101V102H6ZM217 101H219V102H217ZM2 102V103H1ZM4 102V103H3ZM177 102V103H176ZM187 104H186V103ZM207 102V103H206ZM217 102V103H216ZM139 102H138V104H140ZM144 103H145V105H144ZM6 104H8V105H6ZM164 104V105H163ZM168 104V105H167ZM203 104H205V105H203ZM218 104V105H217ZM4 105V106H3ZM212 105V106H211ZM147 106V107H146ZM149 106V107H148ZM186 106V107H185ZM200 106V107H199ZM202 106V107H201ZM4 107V108H3ZM8 107V110L6 109ZM10 107V108H9ZM152 107V108H151ZM174 107V108H173ZM206 107V108H205ZM3 108V109H2ZM170 108V109H169ZM152 109V110H151ZM155 109V110H154ZM203 110V112L202 111H200V110ZM12 110V111H11ZM199 110V111H198ZM214 110V111H213ZM5 111V112H4ZM7 111H8V114H7ZM183 111V112H182ZM212 111V112H211ZM11 113V116L9 117V115H10V113ZM151 112V113H150ZM157 112H159V113H157ZM0 113V114H1ZM13 113V114H12ZM157 113V114H156ZM200 113V114H199ZM202 113V114H201ZM207 113H205V114H207ZM208 113V114H209ZM148 114V115H147ZM173 114V115H172ZM181 115V116H180ZM190 115V116H189ZM183 116V117H182ZM203 116V115H202ZM1 117V116H0ZM12 117V118H11ZM152 117H154V118H152ZM156 117V118H155ZM168 117V118H167ZM10 118V120H8ZM151 118V119H150ZM177 118H179V119H177ZM7 119V120H6ZM180 119H182L181 121H180ZM185 121H184V120ZM190 119V120H189ZM193 119V120H192ZM147 120H149V121H147ZM175 120V122L177 123V125L174 127V128H172L175 124H172L173 122H171V121H174ZM199 123H196V121ZM151 121V122H150ZM181 122L179 125H181L182 124V121H183V124L182 125H184V127H182V125L179 127L178 126V123L179 122ZM189 121V122H188ZM6 122V123H5ZM8 122V123H7ZM185 122H187V123H185ZM192 122H193V124H192ZM263 122H264V120H263ZM152 123V124H151ZM190 123H191V126L190 127H192V126H196V128H190L189 127V125H190ZM195 123L197 124V125H195ZM262 124H264V123H262ZM262 124H261V126H262ZM151 125V126H150ZM171 125H173L172 127H169V126H171ZM188 125V126H187ZM187 126V128H185ZM199 126L201 127V129L199 128ZM260 126V128L261 129H264V125L261 127ZM3 127H5V128H3ZM150 127H151V130H153V132L154 133H151L152 131H149L150 130ZM178 128V130H177V128ZM189 127V128H188ZM7 128V129H6ZM149 128V129H148ZM175 128H176V130H175ZM180 128H182V131L183 132H185V133H183L182 131H181V129ZM185 128V129H184ZM8 132H6L5 130ZM11 129V128H10ZM171 129V130H170ZM172 129H174L178 134L180 133V132H182L181 134H184V136H185V134H186V136H185V140H183V138H184V136L182 135L181 136V134L179 135V136H181V137H179L178 135V137L180 138H178L177 136H176V134L177 133H175L174 132V130H172ZM180 129V130H179ZM184 129V130H183ZM188 129H190V130H188ZM196 129H198V130H196ZM170 130V131H169ZM197 131V135L195 134V132ZM6 133H5V132ZM178 131H180V132H178ZM264 131V130H263ZM22 133H23V130L21 131ZM20 132V133H21ZM189 132V133H188ZM21 133V134H22ZM151 133V134H150ZM175 133V134H174ZM4 136H3V135ZM7 134V135H6ZM156 134V135H155ZM158 134V135H157ZM199 134V135H198ZM6 135V136H5ZM8 135V136H9ZM150 135V136H149ZM153 135V136H152ZM4 138H3V137ZM22 137H24V135L22 134L21 135ZM170 136V137H169ZM188 136V137H187ZM251 138H253V136H254V138L253 139H255V135L252 133L251 135ZM21 137V138H22ZM183 137V138H182ZM191 137V140L192 141H188V139ZM152 138V139H151ZM167 138V139H166ZM250 138V139H251ZM5 139V140H4ZM10 139V138H9ZM163 139V140H162ZM176 139H177V141H176ZM249 139V140H250ZM253 139H251V140H253ZM6 140H7V142H6ZM151 140V141H150ZM154 140V141H153ZM166 140V141H165ZM175 140V141H174ZM178 140H179V142H178ZM0 141V142H1ZM168 141H170L169 143H176L175 145H172V146H174L173 148H172V146L170 145L168 148H167V146L169 145V143H168ZM184 141V142H183ZM69 142V145L67 144ZM164 142V143H163ZM182 144H181V143ZM188 142V143H187ZM193 142H195L196 143V146H195V143H193ZM2 143H0V144H2ZM23 143H24V145H23ZM168 143V144H167ZM173 143V144H174ZM177 143H178V145H177ZM234 143V142H233ZM5 144V145H6ZM76 144V145H75ZM167 144V145H166ZM184 144V145H183ZM191 144H194V145H192V147H191ZM202 145L203 146V148H202V146L201 147H199L200 145ZM78 145H80V147L78 146ZM82 145H85V147L84 146H82ZM164 145H166V146H164ZM179 145H181L180 147H179ZM209 145V144H208ZM248 144H245V143H237V144H234L233 145V147H232V151H231V154H230V157L228 158V160L225 162V163H223V164H221L220 166L218 165V166H216V167H210V168H208V166H210L211 165V163H210V165H208L209 163H208V161H207V165H206V163L204 162V163H202V164H198L197 162V160H195L196 158L194 157V162L192 163L193 165H195L196 163V165L195 166H197V168H199L200 166H202V167H200V170L201 171H199V169L197 170V168L195 167V166H193L192 165V167H193V171H192V169H191V172L193 173V177L195 176V175H197L198 176V174H199V179H198V177L197 176H195V178L196 179H194V181H195V183L198 185V182H200L201 183V185H202V187L200 188V184L198 185V186H196L197 187V189H199V191L200 190H203V191H201L202 192V196L207 200V201H209V202H211L212 203V207H214L215 205V208H217V204H218V208L217 209H219V207H221L222 208V211L223 212H225L224 210H227L228 208H230V207H232L233 206V204L234 203H236L237 201L239 202V201H241L242 200V198L245 196V194L247 193V192H249L250 191V189H251V186H250V189H249V187H248V185H250L249 183H250V181H251V179L250 178H252V175L256 172V170H259L261 167H259L260 166V160H256V158H257V155H261L262 154V152L261 151H259L257 154H256V156L253 154V152H251L250 151V147H248L247 146ZM68 146V147H67ZM0 147H1V145H0ZM82 147H84V148H82ZM170 147H171V149H170ZM188 147V148H189ZM196 147H199V148H197V150L195 149ZM82 148V149H81ZM164 150V149H166V150H162V149ZM180 148V149H179ZM86 149H88V150H86ZM195 149V150H194ZM198 149H200V150H198ZM249 149V150H248ZM68 150H70V152L68 151ZM86 150V151H85ZM170 150V152L169 153H167V151H169ZM176 150V149H175ZM16 151V152H15ZM158 151V152H157ZM200 151V152H199ZM6 152H9V153H6ZM12 152H14V154L12 153ZM72 152V153H71ZM80 152V153H79ZM84 152V153H83ZM163 152V153H162ZM166 152V153H165ZM12 153V154H11ZM26 153V152H25ZM161 153V154H160ZM249 153H251L250 155H249ZM261 153V154H260ZM24 154V153H23ZM71 154V155H70ZM94 154H95V156H94ZM160 154V155H159ZM9 155V157H11ZM78 155V156H77ZM154 155V156H153ZM166 155V156H165ZM198 155V156H197ZM20 156L22 157L21 159H20ZM92 158H91V157ZM97 156V157H96ZM152 156V157H151ZM156 156H158V157H156ZM253 156V157H252ZM255 156V157H254ZM3 159H2V158ZM77 157V158H76ZM90 157V158H89ZM161 157H163V158H161ZM17 159V161L18 160H20V161H16V159ZM97 158H99L100 160H101V164L100 163H98L101 167H102V169L104 170H102L101 168H100V166H98V164H96V165H94L93 163L91 164V160L93 159V161H99V159H97ZM151 158V159H150ZM174 158V157H173ZM65 159V160H64ZM91 159V160H90ZM163 159H165V160H163ZM175 159V158H174ZM174 159H172V161L174 160ZM14 160V161H13ZM21 160H23V165H25V167L21 164L22 162H21ZM25 160H27L26 162H25ZM75 160V161H74ZM78 160V161H77ZM89 160V161H88ZM157 160V161H156ZM160 160V161H159ZM2 161V162H1ZM4 161H6V162H4ZM87 161V162H86ZM150 161V162H149ZM167 161V162H166ZM171 161V162H172ZM252 161V162H251ZM256 161V162H255ZM8 162V163H7ZM18 163V164H15V163ZM64 162L66 163V164H64ZM165 162V163H164ZM2 163H4V164H2ZM5 163H7V164H5ZM12 163H13V165H12ZM25 163V164H24ZM28 163V164H27ZM82 163V164H81ZM116 163H117V161H116ZM168 163V164H167ZM2 164V165H1ZM11 164V165H10ZM26 164H27V166L29 167H27L26 168ZM122 164V165H121ZM162 164V165H161ZM173 164V162L170 164V166ZM204 164V165H203ZM6 165V166H5ZM18 165V166H17ZM32 167H31V166ZM91 165V166H90ZM94 165V166H93ZM144 165V166H143ZM161 165V166H160ZM207 166L206 168L204 167V166ZM258 165V166H257ZM14 166V167H13ZM18 168H22V166H23V170H22V172H21V169H17V167ZM70 166V170L68 169V167ZM97 166H98V168H97ZM138 166V167H137ZM165 166H166V168H165ZM256 166V167H255ZM2 167H4V168H2ZM6 167H9L8 168V170H7V168ZM16 167V168H15ZM31 167V168H30ZM73 169H72V168ZM94 167V168H93ZM146 167V168H145ZM191 167V168H192ZM259 169H258V168ZM26 168V169H25ZM109 169V171H108V169ZM128 168V169H127ZM163 168H165V169H163ZM196 168V169H195ZM202 168V169H201ZM215 168V169H214ZM3 169V170H2ZM9 169L11 170L12 169V171H10V172H8L9 171ZM14 169V170H13ZM28 169V170H27ZM107 169V170H106ZM207 169V170H206ZM213 169V170H212ZM252 169V170H251ZM7 170V171H6ZM17 170H19V172L17 171ZM33 171V173L32 172H30V171ZM56 170H57V172H56ZM68 170V171H67ZM72 170V171H71ZM128 170V171H127ZM197 170V171H196ZM255 172H254V171ZM261 170V169H260ZM41 171V172H40ZM65 171H66V173L67 172H69V173H67V175H66V173H65ZM107 173H106V172ZM111 171V172H110ZM150 171V172H149ZM204 173H203V172ZM7 172H8V175H7ZM24 173L25 172V177H24V174H23V178H22V174L21 173ZM49 172V173H48ZM52 172V173H51ZM70 172H71V174L72 175H70ZM134 172V173H133ZM160 174H159V173ZM198 172H200V173H198ZM251 172V173H250ZM252 172H254V173H252ZM11 173V174H10ZM15 173H17L16 175H15ZM28 173H30V174H28ZM37 175H36V174ZM47 173H48V175H47ZM75 173V174H74ZM82 173V174H81ZM95 173V174H94ZM104 173V174H103ZM105 173H106V176H105ZM133 173V174H132ZM6 174V175H5ZM11 176H10V175ZM21 174V175H20ZM31 174H35L34 176L32 175V177L30 176ZM81 174V175H80ZM113 175V177H114V179H116L117 180V177L119 178L118 179V181H116V182H113V177H112V175ZM149 174V175H148ZM158 175V176H155V175ZM205 174V175H204ZM212 174V175H211ZM13 175V176H12ZM55 175V176H54ZM88 175V176H87ZM144 175V176H143ZM147 175V176H146ZM201 175V176H200ZM4 176V177H3ZM31 178H30V177ZM38 176V177H37ZM50 176V177H49ZM64 176V177H63ZM78 176V177H77ZM106 178H105V177ZM153 176V177H152ZM21 177V178H20ZM28 177H29V179H28ZM49 177V178H48ZM57 177V178H56ZM90 177H91V180L93 181V179H94V181L92 182V181H88V179H90ZM98 177V178H97ZM116 177V178H115ZM250 177V178H249ZM6 180H5V179ZM13 178H14V180H13ZM25 178H27V179H25ZM68 178V179H67ZM74 178H76V179H74ZM83 178V179H82ZM85 178V179H84ZM133 178V179H132ZM147 178V179H146ZM153 178V179H152ZM247 178V179H246ZM23 179H25L24 181H23ZM49 179V180H48ZM52 179H53V182H52ZM202 179V180H201ZM207 179H208V181H207ZM16 180V181H15ZM19 180H22V182L20 181L19 182ZM57 182H56V181ZM65 180V181H64ZM75 180V181H74ZM86 180H87V182H86ZM107 180H108V182H107ZM127 180V181H126ZM144 180V181H143ZM243 180V181H242ZM249 181V183H248V181ZM7 181V182H6ZM26 181V182H25ZM28 181V182H27ZM34 181V182H33ZM56 183H55V182ZM119 181H120V183H119ZM139 181V182H138ZM149 181V182H148ZM9 182H11V184L9 183ZM13 182V183H12ZM32 182V183H31ZM40 182V183H39ZM50 182H52L51 184H50ZM59 182V183H58ZM78 182V183H77ZM91 182V183H90ZM109 182H113L112 184L111 183H109ZM20 183H21V185H20ZM24 183V184H23ZM28 183H29V186H28ZM44 183H46V187L44 186L45 184ZM87 183V184H86ZM95 185H94V184ZM97 183V184H96ZM119 183V184H118ZM126 183H127V185H126ZM128 183H131V185L130 184H128ZM149 183V184H148ZM248 183V184H247ZM20 185V186H17V185ZM33 184V185H32ZM50 186H49V185ZM56 184H59V186L58 185H56ZM65 184L67 185V186H65ZM83 184V185H82ZM90 184H91V187L92 186H94V187H90ZM107 184H109V185H107ZM116 184V185H115ZM136 184V185H135ZM9 185H10V187H9ZM35 185H36V187H35ZM56 185V186H55ZM64 185V186H63ZM87 185H89V186H87ZM122 185V186H121ZM148 185V186H147ZM206 185V186H205ZM224 185V186H223ZM4 186V187H3ZM8 186V187H7ZM24 186V187H23ZM29 188H28V187ZM44 186V187H43ZM55 186V187H54ZM58 186V187H57ZM72 186V187H71ZM85 186V187H84ZM108 186V187H107ZM124 186V187H123ZM127 186V187H126ZM128 186H129V188H128ZM144 186H145V188H144ZM247 186V187H246ZM21 187V188H20ZM49 187H51V188H49ZM56 189V192H57V190L58 189H60V190H58L59 192V194L58 193H56V194H52V193H55V191L53 190L54 188ZM68 187V188H67ZM81 187V188H80ZM115 187V188H114ZM131 187H133V188H131ZM139 187V188H138ZM17 188H18V190H17ZM42 188V189H41ZM48 188L49 189H51L50 190V193H51V195L49 194V191H48ZM71 189L72 188V190H66L65 191V189ZM111 188H112V190H111ZM114 188V189H113ZM203 188V189H202ZM209 188V189H208ZM213 188V189H212ZM236 188V189H235ZM5 189V190H4ZM10 189V190H9ZM35 189V190H34ZM47 191H46V190ZM64 189V190H63ZM77 189V190H76ZM125 189V192H123V190ZM134 189V190H133ZM144 189V190H143ZM207 189V190H206ZM215 189V190H214ZM233 189V190H232ZM5 192H4V191ZM9 190V191H8ZM16 190V191H15ZM33 190V191H32ZM42 190V191H41ZM43 190H45V191H43ZM115 190H117V191H115ZM122 190V191H121ZM128 190V192H126ZM132 190L134 191V192H132ZM137 190V191H136ZM21 191V192H20ZM22 191H24V192H22ZM53 191V192H52ZM103 191V192H102ZM110 193H109V192ZM207 191V192H206ZM245 191H247V192H245ZM42 192H47V193H42ZM63 192V193H62ZM67 192L68 194V196L65 194V193ZM69 192L71 193H73V195H72V193L70 194V196H69ZM74 192H75V194L76 195H74ZM85 192V193H84ZM90 192V193H89ZM115 192V193H114ZM139 194H138V193ZM204 192V193H203ZM215 192V193H214ZM18 194V196H17V194ZM24 193H27V194H24ZM34 193V194H33ZM103 193H105V194H103ZM124 195H123V194ZM4 194V195H3ZM40 194H42V195H40ZM44 194H47L46 196L44 195ZM48 194H49V196H50V198H49V196H48ZM65 194V195H64ZM100 194V195H99ZM107 194V195H106ZM110 194V195H109ZM133 194V195H132ZM136 194V195H135ZM143 195V196H141V195ZM218 194V195H217ZM220 194V195H219ZM3 195V196H2ZM7 195V196H6ZM21 195V196H20ZM25 195V196H24ZM32 195V196H31ZM38 195V196H37ZM45 197H44V196ZM55 197H54V196ZM61 195V196H60ZM65 197H64V196ZM130 196V198H129V196ZM241 195V196H240ZM7 198H6V197ZM42 196V197H41ZM60 196V197H59ZM95 196V197H94ZM126 196V197H125ZM138 196V197H137ZM2 197V198H1ZM21 199H20V198ZM24 197V198H23ZM53 197V198H52ZM78 199H77V198ZM115 197V198H114ZM125 197V198H124ZM131 197H132V199H131ZM143 197V198H142ZM208 197V198H207ZM210 197V198H209ZM221 197V198H220ZM23 198V199H22ZM31 198H33V199H31ZM38 198V199H37ZM40 198V199H39ZM66 198V199H65ZM70 198V199H69ZM74 198V199H73ZM80 198V199H79ZM118 200H117V199ZM126 198H128V200L126 199ZM146 198H147V196H146ZM225 198V200H222V199H224ZM8 199H10V200H8ZM41 199H42V201H41ZM46 200V202H45V200ZM60 199V200H59ZM232 199H234L233 201H231ZM241 199V200H240ZM2 200H4V202L2 201ZM16 200H18V201H16ZM21 200V201H20ZM26 200H27V202H26ZM54 200V201H53ZM76 200V201H75ZM82 200V201H81ZM90 200V201H89ZM131 200V201H130ZM134 200V201H133ZM2 201V202H1ZM24 201V202H23ZM31 201V202H30ZM36 201V202H35ZM43 202V203H41V202ZM52 203H51V202ZM80 201V204H82L81 202H83V209L85 210H83V212L84 213H86V214H84L86 217H88V218H90V216L92 217V219L94 220H92L93 222L91 223V222H89L88 224H87V226H85L86 227V230H82V231H80L82 228H81V226L84 224H82V221H83V218H82V216L80 217L79 216V214H78V210L80 209L79 207H81V205L78 203ZM235 201V202H234ZM19 202V203H18ZM30 202V203H29ZM33 202V203H32ZM35 202V203H34ZM40 202V203H39ZM48 202V203H47ZM54 202V203H53ZM75 203V205H73L72 206V204L71 203ZM101 202V203H100ZM125 202V203H124ZM128 202V203H127ZM137 204H135V203ZM227 202V203H226ZM231 202H233V203H231ZM26 203V204H25ZM56 203V204H55ZM67 203H68V205H67ZM87 205H86V204ZM123 203V204H122ZM7 204H9V206L7 205ZM20 204V205H19ZM23 206H22V205ZM25 204V205H24ZM31 204H32V206H31ZM39 204V205H38ZM53 204V205H52ZM65 204V205H64ZM85 204V205H84ZM118 204H119V206H118ZM134 204V205H133ZM140 204V205H141ZM221 204V205H220ZM4 205V206H3ZM12 207H11V206ZM69 205H71L72 206V208H74V206H76V205H78L77 206V208H74V210L71 208V206H69ZM108 205V206H107ZM110 205V206H109ZM8 206V208H7V210L5 211V210H3V209H6L5 207H7ZM21 206V207H20ZM40 206V207H39ZM46 208H45V207ZM62 206V207H61ZM68 206H69V208H68ZM115 206V207H114ZM126 206V207H125ZM128 206V207H127ZM18 207V208H17ZM26 207V208H25ZM113 207V208H112ZM133 207H134V209H135V211L133 210ZM227 207V208H226ZM3 208V209H2ZM39 208V209H38ZM43 208V209H42ZM48 208V209H47ZM55 208V209H54ZM59 208H60V210H59ZM79 208V209H78ZM118 208V209H117ZM125 208V209H124ZM137 208V209H136ZM225 208V209H224ZM25 209H27V210H25ZM32 209V210H31ZM46 209V210H45ZM113 209V210H112ZM122 209V210H121ZM10 210V211H9ZM25 210V211H24ZM38 210V211H37ZM43 210V211H42ZM45 210V211H44ZM132 210H133V212H135L134 214H133V212H132ZM5 211V212H4ZM59 211H60V213H59ZM86 211H88V212H86ZM221 210H220V212H222ZM30 212V213H29ZM58 212V213H57ZM130 212V213H129ZM15 213V214H14ZM25 213H27V214H25ZM75 213V214H74ZM78 215H77V214ZM105 213V214H104ZM114 213V214H113ZM56 214H58V216L56 215ZM61 214V215H60ZM118 214V215H117ZM6 215V216H5ZM30 216V218L28 217V216ZM79 216L80 218H78L77 216ZM4 216V217H3ZM23 216V217H22ZM24 216H26V217H28V218H26V217H24ZM32 216V217H31ZM36 216V217H35ZM39 216V217H38ZM132 216V217H131ZM11 217H12V219H11ZM77 217V219H75ZM35 218H37V219H35ZM42 220H41V219ZM57 218V219H56ZM66 218V219H65ZM125 218V219H124ZM135 218H137V216L135 217ZM9 219V220H8ZM25 219V220H24ZM27 219V220H26ZM49 219V220H48ZM81 221H80V220ZM91 219V218H90ZM108 219H109V221H108ZM128 219V220H127ZM23 220H24V222H23ZM32 220H33V222H32ZM45 220H47V221H45ZM56 222H55V221ZM78 220H79V222H81V226H80V223L78 224L77 222H78ZM127 220V221H126ZM41 221V222H40ZM51 221V222H50ZM61 221V222H60ZM66 221V222H65ZM96 221V222H95ZM122 221V222H121ZM50 222V223H49ZM53 222V223H52ZM59 223L60 224V226L58 225V224H56V223ZM65 222V223H64ZM84 222V221H83ZM2 223H4V224H2ZM10 223V224H9ZM20 223V224H19ZM33 223H35V224H33ZM43 223H46V225H44ZM74 224V223H76L77 225L76 226H74V227H72L73 225L72 224ZM8 224H9V227H8ZM21 224V225H22ZM33 224V225H32ZM50 224H52L51 226H50ZM53 224H55V225H53ZM68 224V225H67ZM104 224V225H103ZM130 224V225H129ZM3 225V226H2ZM34 225H36V227L34 226ZM39 225H41V229H39L40 227H38ZM58 225V226H57ZM72 225V226H71ZM88 225H90V226H88ZM91 225H92V227H91ZM111 225H113V226H111ZM2 226V227H1ZM6 226V227H5ZM45 226V227H44ZM54 226V227H53ZM64 226V227H63ZM72 227V229L74 230H71V229H69V228H71ZM79 226H80V228H79ZM95 226V227H94ZM44 227V228H43ZM58 229H56V228ZM59 227V228H58ZM63 227V229L61 230L60 228H62ZM67 227H69V228H67ZM79 229H78V228ZM116 227H118V228H116ZM36 228H37V230H36ZM55 230H54V229ZM95 228V229H94ZM47 229H45V230H47ZM78 229V230H77ZM35 230V231H34ZM56 231V233L54 232V231ZM60 230V231H59ZM67 230V231H66ZM75 230H77V231H75ZM90 230V231H89ZM91 230H92V232H93V230H94V232L96 233H92V236H89L88 234H90L91 235ZM4 231V232H3ZM51 231H53L54 233H55V235L56 234H59L60 232V234L59 235H53L52 236V233L53 232H51ZM59 231V232H58ZM64 231V232H63ZM84 231V232H83ZM88 232V233H86V232ZM113 231V232H114ZM3 232V233H2ZM48 232H50V233H48ZM90 232V233H89ZM97 232H98V234H97ZM104 232V233H103ZM53 233V234H54ZM63 233V234H62ZM106 233V234H105ZM37 234H38V232H37ZM79 234V235H78ZM84 234H86L88 237H84V236H86V235H84ZM100 234H102V235H100ZM105 234V235H104ZM6 235V236H5ZM65 237V238H63V236ZM66 235V236H65ZM76 235V236H75ZM95 235V236H94ZM104 235V236H103ZM3 236H5V237H3ZM55 236V237H54ZM96 236H97V239H96ZM101 236V237H100ZM107 236V237H106ZM53 237V238H52ZM57 237V238H56ZM60 237H62V238H60ZM69 237V238H68ZM91 237H94L96 240H93L94 238H91ZM104 237H106V238H104ZM67 238V239H66ZM92 239V241H91V239ZM53 239H55V240H53ZM76 239V240H75ZM79 241H78V240ZM84 239V240H83ZM105 239H107V240H105ZM73 240V241H72ZM54 241V242H53ZM68 241V242H67ZM84 241V242H83ZM94 241V242H93ZM98 241H100L99 243H98ZM98 243V244H97ZM36 245L34 246L33 244V247H30L31 248V253L33 254L32 256L34 257H32L31 256V260H33V261H31L30 260V264H36L37 262L36 261H40V260H38V259H41V260H43L41 257H43V255H45V254H42V252H41V248H39L38 247V244L37 243H35ZM31 245V246H32ZM43 245V244H42ZM96 245V246H95ZM64 246V247H63ZM67 246V247H66ZM37 247V248H36ZM43 247H45L44 245H43ZM34 250H33V249ZM40 249V251L39 252H37L38 250ZM49 249V248H48ZM52 248H50L49 249V252L50 253H52V252H55V249H52V250H54V251H52L51 250ZM65 249V250H64ZM96 249V250H95ZM51 250V251H50ZM74 250V251H73ZM79 250V251H78ZM89 250V251H88ZM95 250V251H94ZM37 253H41V254H37ZM60 251V252H61ZM66 251V252H65ZM91 251V252H90ZM93 251V252H92ZM86 252H88V254L90 255V256H88L89 258H91V259H89L88 257H87V253ZM65 253V254H64ZM68 254V255H67ZM87 254V255H86ZM93 254H94V256L95 257H93L92 258V256H93ZM37 255V256H36ZM67 256V257H66ZM37 259H36V258ZM38 257H40V258H38ZM62 257V258H61ZM97 257V258H96ZM33 258V259H32ZM34 259H36V261L34 260ZM72 259V260H71ZM55 260H58L57 262L55 261ZM59 260H62V261H59ZM86 260V261H85ZM76 261V262H75ZM35 262V263H34ZM54 262H56V263H54ZM86 262V263H87Z\"/></svg>", "mask_w": 264, "mask_h": 264}]
</instances>
